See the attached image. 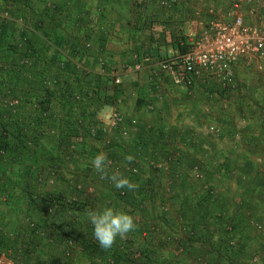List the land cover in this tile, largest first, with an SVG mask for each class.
Here are the masks:
<instances>
[{"label": "crops", "instance_id": "0c3cea01", "mask_svg": "<svg viewBox=\"0 0 264 264\" xmlns=\"http://www.w3.org/2000/svg\"><path fill=\"white\" fill-rule=\"evenodd\" d=\"M162 1L0 0L10 17L0 27V122L10 117L4 97L13 96L23 127L37 117L39 129L84 133L69 149L68 138L44 132L36 153L5 168L11 182L0 188V223L21 234L5 243L17 264H124L111 254L130 251L161 253L163 264H264V58L236 62L226 88L209 74L192 86L152 75L160 59L182 51L197 23L229 7V0ZM133 53L148 60L140 70L122 69ZM45 94L51 106L40 113ZM111 110L127 135L100 130ZM99 151L109 172L119 170L137 189L102 178L90 163ZM24 166L44 180L62 167L81 188L71 190L65 176L45 181L36 191L57 204L51 213L32 210ZM104 205L129 211L137 224L108 251L85 215ZM30 222L38 234H29ZM60 229L77 242L67 246Z\"/></svg>", "mask_w": 264, "mask_h": 264}, {"label": "built area", "instance_id": "2783aa9c", "mask_svg": "<svg viewBox=\"0 0 264 264\" xmlns=\"http://www.w3.org/2000/svg\"><path fill=\"white\" fill-rule=\"evenodd\" d=\"M179 0H163L162 5L173 7ZM0 18L9 19L7 12ZM198 26V27H197ZM196 29L185 36L186 50L177 55L164 57L151 70L152 75L166 74L172 84L192 86L204 74L215 76L223 88L232 87V66L239 60L251 63L254 58H264V0H229V7L221 17H212L197 23ZM148 57L133 53L131 62L121 63L124 70H140ZM263 67V65L261 66ZM119 83V78L114 79ZM15 99L9 105H16ZM117 110H111L101 119L100 130L120 128L122 135L128 129ZM96 131L91 130V134ZM130 174L137 175L138 168H128ZM54 174L49 178L52 183ZM51 210V208H49ZM0 264H17L6 252L0 250Z\"/></svg>", "mask_w": 264, "mask_h": 264}, {"label": "trees", "instance_id": "16d2710c", "mask_svg": "<svg viewBox=\"0 0 264 264\" xmlns=\"http://www.w3.org/2000/svg\"><path fill=\"white\" fill-rule=\"evenodd\" d=\"M9 22H10V17L9 19L6 20L5 19L2 20L0 18V27L5 26ZM17 40H19L20 42H26L27 36L25 34H20ZM186 48L187 46L185 45V47L182 49L181 52L186 50ZM23 63L27 64L28 61L22 60L21 64ZM12 98L15 99L13 96H10L9 98L4 97V100L6 99L7 100L4 102L3 106H5L4 109L7 111V114L10 117L6 119L5 123L0 122V188H3L7 183L11 182L5 169L7 165L9 166L12 163L14 164L19 163L22 165L23 154L26 151L36 153L38 149V140L43 137L44 132L46 133V135H50L51 137H53V135L58 133L60 134V136H64L68 138L67 146L69 149L73 148L74 142L72 143V141L76 138V136L81 135L82 137V135H84V133L80 129V126L79 129L74 130L73 128H70L68 125H66L67 129L72 130V132L70 133L65 131H63V133L62 132L60 133L52 127L39 129L40 126H38L37 117L29 118L28 120H26L25 122L26 125L23 127L19 123H16L18 119L15 118V116H18L20 113V108H19L20 104L18 102L16 105L10 106L9 102L10 100H12ZM42 100H43V104L41 103L40 113H42V111H47L51 106L50 96L47 97V95L45 94ZM3 118H5V116ZM88 133H91V130H89ZM96 133L91 135L96 137L97 136ZM52 164H54V162H52ZM23 168H24L23 169L24 176L28 177L27 181L31 186V189L29 191L30 196H28L29 202L34 205V207H32L31 209L32 210L36 209L39 212L43 211V212L51 213L54 209L53 206L57 203L50 202L49 199L44 196V194H42L40 191L39 192L36 191L37 186L41 187L43 183L46 182L49 184V179L44 180L40 176V173L38 172L35 173L32 171V169L26 170L27 167L25 166ZM63 171H65V169L62 167H58V166L56 168L53 167V173H52L54 174L53 182L65 176L67 186H69L71 190H78L79 188H81L80 186L79 187L76 186L77 181L73 179L72 175L66 176L67 175L66 172L65 174H63ZM12 182H15L14 179L12 180ZM3 196H5V194ZM77 205L81 208L80 203H77ZM49 208H51V210H49ZM1 226L2 225L0 223V250L8 253L15 261H17L14 256L15 253H13L10 249L6 248L5 243L7 242L8 244L9 242H11V244L12 243L15 244L16 242H18L17 239L20 237L21 234L16 229L3 231V227ZM27 228L30 235L38 234L37 233L38 228L35 222H30ZM60 231H62L61 233L64 235V241L65 243H67V246L73 245L75 242H77V235H70L63 229H60ZM63 251H64L63 258L68 259L67 251L65 249ZM91 255L95 256L94 253H91ZM111 256L112 258L119 259L118 261L122 260L124 264H150L151 263L150 261L154 260L149 253H145V252H139V253H133L131 251L124 253L121 252L119 256L115 254H111Z\"/></svg>", "mask_w": 264, "mask_h": 264}, {"label": "clouds", "instance_id": "9594fccd", "mask_svg": "<svg viewBox=\"0 0 264 264\" xmlns=\"http://www.w3.org/2000/svg\"><path fill=\"white\" fill-rule=\"evenodd\" d=\"M127 164L135 161V156L127 154L124 156ZM94 170L102 178L109 179L116 189L135 190L138 185L124 176L119 170L109 172L110 161L105 152L95 153L90 160ZM88 222L92 225L93 236L103 251L112 249L117 238L125 239L128 234L137 228L135 217L129 211L110 205H104L96 209H87L85 212Z\"/></svg>", "mask_w": 264, "mask_h": 264}, {"label": "rangeland", "instance_id": "374dc122", "mask_svg": "<svg viewBox=\"0 0 264 264\" xmlns=\"http://www.w3.org/2000/svg\"><path fill=\"white\" fill-rule=\"evenodd\" d=\"M183 38H184V36H183ZM150 255L154 259L153 261H150L152 264H163L164 260H167V258L163 257L162 256L163 254H161V253H151ZM155 258H157V261Z\"/></svg>", "mask_w": 264, "mask_h": 264}]
</instances>
